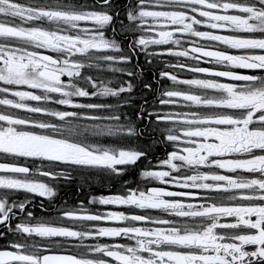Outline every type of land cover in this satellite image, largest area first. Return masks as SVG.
<instances>
[{"label": "snow or ice", "instance_id": "obj_1", "mask_svg": "<svg viewBox=\"0 0 264 264\" xmlns=\"http://www.w3.org/2000/svg\"><path fill=\"white\" fill-rule=\"evenodd\" d=\"M0 264H264V0H0Z\"/></svg>", "mask_w": 264, "mask_h": 264}, {"label": "flooded vegetation", "instance_id": "obj_2", "mask_svg": "<svg viewBox=\"0 0 264 264\" xmlns=\"http://www.w3.org/2000/svg\"><path fill=\"white\" fill-rule=\"evenodd\" d=\"M160 156H163V152L158 153ZM115 189H112L114 191ZM109 189L102 186V182L97 180L94 184L93 192L94 195L108 194ZM87 195V191H80L78 184H73L67 187H62L60 191V196L67 200L69 203L79 202V200L83 199ZM39 202V198L37 199V203ZM104 207V206H98ZM111 207V206H109ZM38 210V209H34Z\"/></svg>", "mask_w": 264, "mask_h": 264}]
</instances>
